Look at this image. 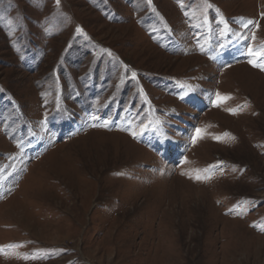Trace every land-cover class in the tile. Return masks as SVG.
Returning a JSON list of instances; mask_svg holds the SVG:
<instances>
[{
	"label": "rangeland",
	"instance_id": "1",
	"mask_svg": "<svg viewBox=\"0 0 264 264\" xmlns=\"http://www.w3.org/2000/svg\"><path fill=\"white\" fill-rule=\"evenodd\" d=\"M249 49L264 0H0V264H264Z\"/></svg>",
	"mask_w": 264,
	"mask_h": 264
},
{
	"label": "snow or ice",
	"instance_id": "2",
	"mask_svg": "<svg viewBox=\"0 0 264 264\" xmlns=\"http://www.w3.org/2000/svg\"><path fill=\"white\" fill-rule=\"evenodd\" d=\"M57 2H58V0H57ZM249 54L250 55H261V54H264V53H254L251 49H249ZM249 63H252L254 67L259 66V65L255 64L253 61H249ZM228 99H230V97H227V96L221 97L220 94L217 93V101H216V103H222V102H225ZM229 111H232L233 114H234V110H229ZM130 134L133 135V137H135V133H130ZM203 134H204V130L197 129L196 130V135L193 137V143H195L197 139L202 138ZM224 135L228 136L227 133H225ZM228 138L229 139H234L232 137H228ZM214 139H220V137H214ZM203 171L206 173L208 171V169H204ZM199 173H200V170H196V175H194L192 178L197 179V180L209 179L210 178L209 176H201ZM119 174L122 175V173H119Z\"/></svg>",
	"mask_w": 264,
	"mask_h": 264
}]
</instances>
